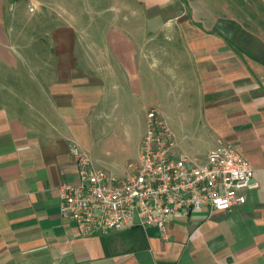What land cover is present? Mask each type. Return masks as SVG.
Returning a JSON list of instances; mask_svg holds the SVG:
<instances>
[{
  "label": "crops",
  "instance_id": "0c3cea01",
  "mask_svg": "<svg viewBox=\"0 0 264 264\" xmlns=\"http://www.w3.org/2000/svg\"><path fill=\"white\" fill-rule=\"evenodd\" d=\"M30 1L38 26L0 0V264H264V0H76L57 24ZM151 109L178 154L192 159L193 132L208 154L231 144L258 188L173 217L168 239L137 221L81 234L60 212L72 145L124 179Z\"/></svg>",
  "mask_w": 264,
  "mask_h": 264
},
{
  "label": "built area",
  "instance_id": "2783aa9c",
  "mask_svg": "<svg viewBox=\"0 0 264 264\" xmlns=\"http://www.w3.org/2000/svg\"><path fill=\"white\" fill-rule=\"evenodd\" d=\"M70 153L78 181L60 187V212L83 235L132 228L137 221L141 228L157 227L168 239L173 217L231 211L258 188L252 164L231 144L219 145L202 162L178 154L174 135L156 109L147 113L140 159L126 178L95 167L77 143Z\"/></svg>",
  "mask_w": 264,
  "mask_h": 264
},
{
  "label": "rangeland",
  "instance_id": "374dc122",
  "mask_svg": "<svg viewBox=\"0 0 264 264\" xmlns=\"http://www.w3.org/2000/svg\"><path fill=\"white\" fill-rule=\"evenodd\" d=\"M43 1V0H42ZM46 3L48 4L49 8H51V10H45L42 12L41 15H39L41 22L43 21V19L41 17H45V16H50V15H54L55 17V24L59 23V22H65L63 20L64 17L67 16V13H65L63 11V6L66 7H70L73 6V8H75V6H77V8L75 10L78 9V3L75 0L74 3H69L68 0H45ZM76 3V4H75ZM14 4V3H13ZM17 5H21V8H19ZM13 7L11 8V12H9L10 14L13 15H17V18L20 19L22 18V21H19L20 24L22 25H29L31 23H35L36 25L38 23H40V21L38 19L33 18L30 14V12H34L35 11V6L33 4H31L30 0H16V4L12 5ZM29 6V8H28ZM34 9V10H32ZM30 10V12H29ZM41 24V23H40ZM30 26V25H29ZM38 26V25H37ZM21 29H19V33L21 34L22 32H24V34H27V32H31L33 31L31 29V27L25 28L23 29V27H21ZM196 133H192L190 135V137L185 138V140H187V143H191L189 144L190 148H191V157L193 158H197V159H202L204 155L208 154L207 147H202L201 145L198 144L197 140L193 139V137L195 138Z\"/></svg>",
  "mask_w": 264,
  "mask_h": 264
}]
</instances>
